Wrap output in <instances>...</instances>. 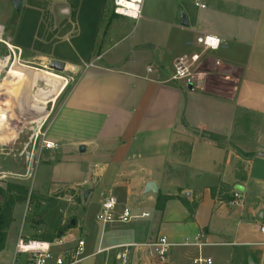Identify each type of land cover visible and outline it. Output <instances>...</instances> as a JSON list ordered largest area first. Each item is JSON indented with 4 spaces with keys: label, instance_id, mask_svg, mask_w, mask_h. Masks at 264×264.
<instances>
[{
    "label": "crops",
    "instance_id": "1",
    "mask_svg": "<svg viewBox=\"0 0 264 264\" xmlns=\"http://www.w3.org/2000/svg\"><path fill=\"white\" fill-rule=\"evenodd\" d=\"M8 1L0 12V40L12 49V66L57 60L73 82L45 130L57 148L39 144L43 159L33 165L34 187L68 188L85 204L100 198V207L113 196L116 214L130 208L140 216L128 224L99 223L98 238L81 215L86 252L164 236L192 243L200 236L205 246H175L165 262L151 264H195L199 257L264 264V248L252 245L263 241L264 0H205L206 9L172 1L171 11L164 10L168 0H152L153 17L144 16L143 5L139 21L113 16V0H78L74 23L70 0H49L46 9L24 0L19 13ZM45 13L50 22L72 24L55 43L39 38ZM201 34L219 37L220 48L202 54L193 84L173 80L176 59L200 52ZM0 111L6 115L2 103ZM10 137L4 139L14 141ZM149 184L156 193L147 192ZM236 191L241 205L232 204ZM159 196L170 199L159 204ZM104 231L116 238L106 241Z\"/></svg>",
    "mask_w": 264,
    "mask_h": 264
},
{
    "label": "rangeland",
    "instance_id": "2",
    "mask_svg": "<svg viewBox=\"0 0 264 264\" xmlns=\"http://www.w3.org/2000/svg\"><path fill=\"white\" fill-rule=\"evenodd\" d=\"M28 1L39 6H44L49 2V0ZM172 1L175 4L177 2V7L183 2V0H168L164 10L171 11ZM144 2V16L153 17L150 14L151 10H157L153 1L144 0ZM8 4V0H0V12ZM111 10L113 16H115L113 7ZM69 24L67 22L47 21L43 30V37L47 38L49 35L54 34L51 41H55L67 29ZM1 37L2 33L0 34ZM7 56H10L9 48L0 40V104L2 103L6 114L0 116V118L6 119L7 117L6 120L0 121V137L2 138L0 140V161L2 159L0 164V264H10L14 260L16 246L20 239L54 243L62 237H67V241L71 242V240L80 236V239L85 240L87 237L84 233L85 229L79 226L81 215L89 227L95 228L98 238L101 235V227L96 218L101 209L100 198H95L85 204L82 203L83 195L77 194L68 188L57 189L56 191L48 190L47 192L37 191L34 187V176L35 179L38 178V173H34V163H30L29 159L26 161L27 157L31 158L33 155L39 157L40 160L43 159L38 151L41 149L39 141L34 146V136L39 132L41 126L42 132L46 130L49 119L57 108V99L61 96V92L65 90L64 88L69 89L73 83L70 79L71 76L58 74L51 71L49 65L42 66L39 63L29 67L23 65L21 67L17 63L12 66L11 62L6 65L3 59ZM40 71L59 77L58 79L66 82L60 93V83L57 80L48 78ZM20 78H26V81L22 82ZM33 78H37V81L34 82ZM62 81L61 83H64ZM46 84H51L52 87L45 96L46 99H39L41 88ZM1 114L3 113L0 111ZM4 136L15 138L14 141H7ZM26 145H29L27 154L21 156L20 154H22ZM38 162L36 163L38 164ZM74 227H78V230L71 231ZM103 235L106 241L108 238H116V236H111L105 231ZM109 243L113 242H106L105 245ZM185 243L189 242L183 244ZM91 246L93 245L91 244ZM99 250L97 249L96 252ZM96 252L87 253L91 256L89 263L121 264L122 260L118 259L117 250H105L99 254ZM136 257L138 259L135 264L152 263V260L144 258L142 253L133 251L128 264H134L133 258Z\"/></svg>",
    "mask_w": 264,
    "mask_h": 264
},
{
    "label": "built area",
    "instance_id": "3",
    "mask_svg": "<svg viewBox=\"0 0 264 264\" xmlns=\"http://www.w3.org/2000/svg\"><path fill=\"white\" fill-rule=\"evenodd\" d=\"M192 2L197 9L207 8L205 0H192ZM143 4L144 0H122V2L121 0H113V13L117 17L139 21L142 18ZM221 44V39L212 34H201L197 36L196 45L200 49V52L183 55L176 59L172 79L193 84L194 71L201 60L202 54L219 49ZM8 48L10 49L9 46ZM3 61L8 65L10 63V56L4 57ZM152 69L153 68L150 67L149 71L152 72ZM34 141V146H36L39 141L41 147L44 149L57 148V145L47 140V132H42V126L39 128V132L35 134ZM28 147L29 145L25 146L22 154H20L21 156L27 154ZM2 151L4 152V149ZM28 159L32 164L37 162V157L34 155L31 158L27 157V160ZM241 203V194L239 191H236L233 196L232 204L241 205ZM117 207V199L113 196L107 197L102 203L101 210L97 215V221L103 225L112 223L128 224L140 218V216L136 215L130 208H124L119 214H116ZM149 215V213H144L141 217H148ZM259 232L263 237V241L252 245L264 248V218L259 225ZM67 239V237H62L54 243L20 239L16 246L14 260L10 264H82L91 257L87 255L85 240L77 237L70 242L67 241ZM183 245L201 248L206 244L201 243L200 236L196 238L195 243L189 242L185 244H173L164 236L150 243L121 245L115 247L113 250H117L118 259L122 260V264H128L131 249L138 253H142L148 260L163 263L168 259L169 251L172 247ZM99 253L100 251L97 254ZM194 263L213 264V260L199 257L194 260Z\"/></svg>",
    "mask_w": 264,
    "mask_h": 264
},
{
    "label": "trees",
    "instance_id": "4",
    "mask_svg": "<svg viewBox=\"0 0 264 264\" xmlns=\"http://www.w3.org/2000/svg\"><path fill=\"white\" fill-rule=\"evenodd\" d=\"M32 4V3H31ZM48 4V3H47ZM47 4H45L44 6H41V7H43L44 9H46V7H47ZM32 5H35V4H32ZM70 5H71V7H72V9H73V11H72V15H71V23H74V21H75V16H76V11H77V8H78V0H70ZM37 6V5H36ZM47 21H49V14L48 13H45V22H47ZM45 22L43 23V25L41 26V28H40V31H39V38H41V37H43L44 35H43V30H44V27H45ZM69 24L68 26H67V29L61 34V36L57 39V40H53V41H51L52 40V38H53V35H49L48 37H47V41H51V43H55L56 41H59L60 39H62L63 37H65V35L71 30V28H72V24ZM41 47V44H40V42H36V44H35V49H39ZM210 138L212 139V140H217L218 139V137H216V136H214V135H211L210 136ZM214 195H215V191H214ZM170 198L169 197H162V196H159V199H158V203L160 204V202L161 201H163V202H166V201H168ZM5 227H7V226H5Z\"/></svg>",
    "mask_w": 264,
    "mask_h": 264
},
{
    "label": "water",
    "instance_id": "5",
    "mask_svg": "<svg viewBox=\"0 0 264 264\" xmlns=\"http://www.w3.org/2000/svg\"><path fill=\"white\" fill-rule=\"evenodd\" d=\"M16 12H20L21 9H22V6H23V2L24 0H11ZM183 25L184 26H188V22H187V19L184 18L183 19ZM49 68L51 71H54L56 73H64L65 72V64L63 62H60V61H57V60H52L50 63H49ZM75 71H77L76 69H73L72 70V73H74ZM84 150V148H82ZM239 189L240 191H243L242 188H237ZM147 192H157L156 190V187L154 184H149L147 186Z\"/></svg>",
    "mask_w": 264,
    "mask_h": 264
},
{
    "label": "bare ground",
    "instance_id": "6",
    "mask_svg": "<svg viewBox=\"0 0 264 264\" xmlns=\"http://www.w3.org/2000/svg\"><path fill=\"white\" fill-rule=\"evenodd\" d=\"M21 66V65H20ZM22 67V66H21ZM26 77H28V76H26ZM21 79V81L22 82H25L26 81V78H20ZM56 80V79H55ZM13 81V80H12ZM33 81L35 82V81H37V78H33ZM40 81V80H39ZM57 81L60 83V86H61V89H60V91H59V93L61 92V90L65 87V84H66V82H64V81H62V79H57ZM61 81L62 82H64V83H61ZM38 83V82H37ZM36 83V84H37ZM32 84V83H31ZM11 85V84H10ZM43 85V84H42ZM15 86H16V84H15ZM36 86V85H35ZM26 87V86H25ZM51 87L52 86H43L41 89H42V91L40 92L41 93V96L39 97V99H46V95H47V93L50 91V89H51ZM36 93V92H35ZM57 95V94H56ZM37 98V97H36ZM36 100V99H35ZM53 101H55V100H53ZM46 111V110H45Z\"/></svg>",
    "mask_w": 264,
    "mask_h": 264
},
{
    "label": "snow or ice",
    "instance_id": "7",
    "mask_svg": "<svg viewBox=\"0 0 264 264\" xmlns=\"http://www.w3.org/2000/svg\"><path fill=\"white\" fill-rule=\"evenodd\" d=\"M121 2H122V0H121Z\"/></svg>",
    "mask_w": 264,
    "mask_h": 264
}]
</instances>
